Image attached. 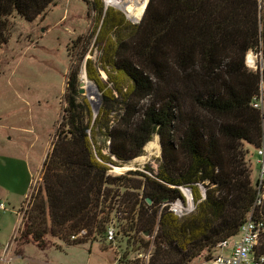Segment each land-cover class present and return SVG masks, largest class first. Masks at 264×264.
<instances>
[{
  "label": "trees",
  "instance_id": "obj_1",
  "mask_svg": "<svg viewBox=\"0 0 264 264\" xmlns=\"http://www.w3.org/2000/svg\"><path fill=\"white\" fill-rule=\"evenodd\" d=\"M84 1L96 15L98 50L84 71L102 100L94 114L78 73L70 75L64 129L19 238L43 249L47 235L66 245L106 241L115 219V240L137 254L150 250L147 264L209 259L237 236L255 202L246 146L258 149L264 136L263 114L252 106L264 97V67L250 68L246 56L264 60V0H148L138 23L102 0ZM55 3L0 0V48L10 16L33 22ZM155 135L156 171L111 174ZM183 188L195 209L178 217L162 205L184 203ZM254 215L264 218V195ZM259 244L264 255V234Z\"/></svg>",
  "mask_w": 264,
  "mask_h": 264
},
{
  "label": "rangeland",
  "instance_id": "obj_2",
  "mask_svg": "<svg viewBox=\"0 0 264 264\" xmlns=\"http://www.w3.org/2000/svg\"><path fill=\"white\" fill-rule=\"evenodd\" d=\"M102 2L106 3L105 0ZM125 2L133 5L136 2L145 7L147 1ZM95 16L84 0H56L45 14L33 22L15 13L8 18V41L0 48V181L6 186V198L9 199L7 201L3 199L5 195H0L6 208L5 211L0 210V264H147L149 261L145 256H138L136 251L129 250L125 239L111 243L92 240L66 245L47 235V244L43 249L19 238L35 196L38 192L43 195L44 161L52 152L58 132L64 129L62 119L67 106L68 78L74 73L80 77L88 58L97 59L98 50L93 35ZM256 62L264 67V60L257 59L255 54L246 56V64L250 68L255 69ZM101 76L104 77L102 72ZM80 96L87 99L82 94ZM77 102L80 103L81 98ZM100 103L99 99L98 106ZM260 111L264 131V97ZM159 139L155 135L150 140L154 149L148 147L147 142L143 154L127 163L130 165L132 162L129 168L145 171V166L149 165L156 171L161 157ZM246 148V162L255 180L260 156L255 147L248 145ZM125 169V166H112L110 172L119 175L125 173ZM10 192L11 199L8 197ZM186 201L185 198L184 203ZM17 211L21 215L19 225ZM112 222V225L116 224L115 219ZM237 238H230V243ZM215 252L221 251L215 248ZM193 262L190 264H195Z\"/></svg>",
  "mask_w": 264,
  "mask_h": 264
},
{
  "label": "built area",
  "instance_id": "obj_3",
  "mask_svg": "<svg viewBox=\"0 0 264 264\" xmlns=\"http://www.w3.org/2000/svg\"><path fill=\"white\" fill-rule=\"evenodd\" d=\"M262 94L254 96L252 99V106L256 109H260ZM257 154L260 159L257 160L259 164V170L255 177V202L252 207V211L248 214L246 220L238 229L237 240L230 243V238L223 240L216 248L220 253L215 252L209 259H199L195 264H264V255L258 253L257 247L261 237L264 234V218L255 216L258 208L261 207L264 195V136L260 147L257 149ZM186 198L187 203H183L181 200H176L173 203H163L162 206L168 205L169 211L178 217H184L188 215L192 208V204L189 198ZM0 210L5 211L4 203L0 202ZM106 241L115 242V233L112 225H109L106 229ZM8 244L5 246L7 248ZM138 256H145L147 261L150 259L151 251L141 252ZM12 258H9V260ZM8 260V258H3Z\"/></svg>",
  "mask_w": 264,
  "mask_h": 264
},
{
  "label": "bare ground",
  "instance_id": "obj_4",
  "mask_svg": "<svg viewBox=\"0 0 264 264\" xmlns=\"http://www.w3.org/2000/svg\"><path fill=\"white\" fill-rule=\"evenodd\" d=\"M105 1H106L107 5L112 4L115 7L120 8L129 17L139 19L143 14V10H144L143 4L137 5L136 2H134V5H133V4H130L131 2H125V0H105ZM80 79L83 81L82 88L85 90V93L89 95L88 97H89V99L92 100V104L94 106H97L99 103V97H98V91L94 86L95 84L93 82L88 81V79L86 78L85 73L83 71H81V73H80ZM148 144H149L148 147L149 146L152 148L154 147L153 142L149 141ZM131 163L132 162H130V165H131ZM130 165L126 164L125 167H129Z\"/></svg>",
  "mask_w": 264,
  "mask_h": 264
},
{
  "label": "water",
  "instance_id": "obj_5",
  "mask_svg": "<svg viewBox=\"0 0 264 264\" xmlns=\"http://www.w3.org/2000/svg\"><path fill=\"white\" fill-rule=\"evenodd\" d=\"M146 1H148V0H146ZM104 4H105V7L107 8L108 7V5L104 2ZM146 5H147V2L145 3V7H144V11H145V8H146ZM113 7H115L114 5H112ZM116 8V7H115ZM117 9H119L121 12H123L125 15H126V18L127 19H129L130 21H132V22H139L140 20H141V18L143 17V14H144V11H143V14H142V16L137 20V19H133V18H129V16L123 11V10H121L120 8H117ZM84 73H85V71H84ZM85 76H86V74H85ZM104 79H106V76L104 75V77H103ZM95 84V83H94ZM82 85H83V81L80 79V82H79V85H78V92L80 93V94H82L83 96H86L87 97V99L90 101V105H91V107H92V110H93V112H94V114H97V112H98V105L97 106H94L93 104H92V100L91 99H89V95L88 94H86L85 93V90L82 88ZM95 86V88L97 89V91H98V97H99V99L100 100H102V97H101V94H100V92H99V90H98V88H97V86H96V84L94 85ZM130 167V166H129ZM129 167H126V169H127V171L128 170H132V168H129ZM133 171V170H132ZM122 174V173H121ZM183 190V194H184V196H186L187 198H189L190 199V201H192V203H193V200H192V195H191V191L189 190V189H182ZM203 192L205 193V191L203 190ZM204 193H203V196H204ZM147 202L150 204L151 203V201L147 198ZM194 204V203H193ZM146 234V233H145Z\"/></svg>",
  "mask_w": 264,
  "mask_h": 264
},
{
  "label": "crops",
  "instance_id": "obj_6",
  "mask_svg": "<svg viewBox=\"0 0 264 264\" xmlns=\"http://www.w3.org/2000/svg\"><path fill=\"white\" fill-rule=\"evenodd\" d=\"M250 55V54H249ZM8 190V189H7ZM6 193H7V191H6V186H4L3 184H2V182L0 181V195H5V198H3V197H0V202H3V199H7L6 198ZM11 192H10V195L8 196L10 199H11ZM26 196V194H25V192H24V197ZM3 198V199H2ZM9 199H7V201H8ZM6 201V200H5ZM11 203H13L12 202V200H11ZM20 207V206H19ZM16 214H17V216H18V219H19V222H18V225L20 224V222H21V215H20V213L17 211L16 212Z\"/></svg>",
  "mask_w": 264,
  "mask_h": 264
}]
</instances>
